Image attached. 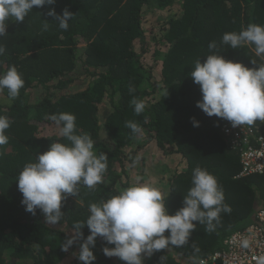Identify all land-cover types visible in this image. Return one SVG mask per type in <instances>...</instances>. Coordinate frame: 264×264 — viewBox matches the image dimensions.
Returning <instances> with one entry per match:
<instances>
[{
  "label": "trees",
  "instance_id": "obj_1",
  "mask_svg": "<svg viewBox=\"0 0 264 264\" xmlns=\"http://www.w3.org/2000/svg\"><path fill=\"white\" fill-rule=\"evenodd\" d=\"M53 7L57 14L62 15L65 8L73 13L68 30H61L54 17L47 15ZM166 8L181 14L168 17L154 40L158 49L153 55L161 59V65L159 79L153 80L152 68L142 59L150 45L142 23L146 10ZM43 20L50 23L47 31H42ZM250 23L264 25V0H56L55 5L34 7L24 22L9 21L8 34L0 38L5 47L0 74L15 66L25 84L15 100L8 98L7 90L0 93V115L12 121L6 130L9 142L0 148V264H61L73 253V263L83 264L77 258L83 239L67 252L60 246L75 234L77 222L86 221L90 204L136 181L131 173L142 157L138 155L135 162L137 152L125 149L139 136L154 142L160 155L179 158L180 166L167 175L169 214L183 206L192 170L198 166L217 178L224 202L231 207L230 213L220 214L214 231L194 222L196 229L187 244L156 252L146 264H161V256H165L163 264H196L221 248L232 230L243 227L263 205L264 176H239V155L222 131L226 120L209 117L196 106L201 92L190 72L197 59L203 63L212 54L208 49L212 41L217 43L214 51L227 60L249 68L255 67L251 60L264 63V54L256 56L254 46L231 49L221 44L224 33H238ZM78 60L90 80L83 89L73 90ZM130 85L134 93L129 92ZM34 88L44 93L33 103L30 91ZM134 96L146 103L140 115L131 104ZM103 103L108 110L100 115ZM61 112L75 115L76 134L90 135L97 155L105 153L108 160L103 182L95 189L81 184L78 195L62 202L60 222L49 225L39 210L36 215L25 211L16 178L51 143H69L51 130L55 123L47 118ZM192 118L199 127L193 126ZM127 121L137 123L141 132L132 133L125 126ZM160 166L168 168L162 161ZM136 175L143 176L140 166ZM81 231L85 239L90 234L87 225ZM105 246L112 245L97 237L93 264H114L117 257H106Z\"/></svg>",
  "mask_w": 264,
  "mask_h": 264
},
{
  "label": "clouds",
  "instance_id": "obj_2",
  "mask_svg": "<svg viewBox=\"0 0 264 264\" xmlns=\"http://www.w3.org/2000/svg\"><path fill=\"white\" fill-rule=\"evenodd\" d=\"M55 4L56 0H0V38L8 34L9 21L24 22L34 7ZM47 15L54 17L58 27L65 31L69 28V19L73 17L67 8L61 15L53 7ZM49 25L43 20L42 31H47ZM221 44L231 49L254 46L259 57L264 54V25L250 23L238 33L226 32ZM208 49L212 54L206 55L203 63L197 59L190 72L193 83L199 86L201 92L196 106L209 117L230 122L233 128L252 126L256 121L264 122V63L256 64L251 60L255 67L249 68L240 62L227 60L214 51L217 49L215 41L209 43ZM4 52L5 47L0 44V56ZM24 84L15 66L0 74V93L7 90L10 100L19 96ZM129 92L134 93L135 87L130 85ZM131 104L136 115L145 111L144 100L134 96ZM47 118L56 124L59 135L69 143H51L47 151L37 154L35 162L23 167L16 182L25 211L36 215L39 210L44 223L56 225L64 216L62 202L69 195H78L81 184L95 189L103 182L108 157L105 153L97 155L90 135L76 134L74 114L61 112L50 114ZM11 123L8 117L0 115V148L9 142L6 130ZM192 123L194 127H199L195 118H192ZM125 126L134 134L141 132L140 126L133 121H127ZM169 193L170 190L164 192L152 183L137 178L108 199L90 204L88 218L74 225L75 234L63 241L61 250L67 252L74 243L83 239L77 258L83 264H93L96 257L92 248L100 237L107 245L114 246L103 247L106 257H117L125 264H144V259L151 258L156 252L187 244L196 229L194 222L206 225V230L212 232L220 222V214L231 212V207L224 202V193L217 178L199 166L192 170L191 187L183 196V206L175 214H169L165 204V196L168 197ZM85 225L90 231L86 239L81 231ZM248 246V240H244L243 247ZM164 260L165 256H161V264ZM257 264H264V256L257 258Z\"/></svg>",
  "mask_w": 264,
  "mask_h": 264
},
{
  "label": "built area",
  "instance_id": "obj_3",
  "mask_svg": "<svg viewBox=\"0 0 264 264\" xmlns=\"http://www.w3.org/2000/svg\"><path fill=\"white\" fill-rule=\"evenodd\" d=\"M222 131L228 137L230 148L239 155V176H264V122L233 128L226 121ZM244 240L249 242L247 248L243 247ZM261 256H264V205L244 227L230 232L221 248L196 264H257V258Z\"/></svg>",
  "mask_w": 264,
  "mask_h": 264
},
{
  "label": "rangeland",
  "instance_id": "obj_4",
  "mask_svg": "<svg viewBox=\"0 0 264 264\" xmlns=\"http://www.w3.org/2000/svg\"><path fill=\"white\" fill-rule=\"evenodd\" d=\"M146 19L142 23L143 30L146 32V36L150 40L149 50L146 52L143 56V61H145L147 66H150L153 70V80H158V71L161 65V59L157 58L153 55V52L158 49V46L154 44V40L159 38L160 34L162 33V23L168 18V17H174L175 15L179 16L181 13L180 11L173 9H164V10H146ZM175 13V14H174ZM155 36V37H154ZM81 46V45H80ZM165 48H160V52H164ZM82 47L79 48V54L81 55ZM77 66L74 69V73L76 75V81L73 83L72 86L73 90H80L87 86L90 77L86 75V71L83 68L81 64V60L77 61ZM43 90L41 88H34L30 91V100L31 102H37L43 95ZM108 106L106 103H103L100 105V115H103L107 112ZM52 131L59 132L58 127L56 124L52 125L51 127ZM142 147V148H139ZM126 153H133L137 152L135 155L136 161L138 158V155L142 157L143 161L138 162L136 170L133 168L131 176L132 178L135 177L139 178L136 173L139 169V166L141 170L143 171V176L140 177L142 182H149L155 185L156 187L160 188L162 191H168L169 185L167 181V175L171 174L173 171H175V168H177L179 163V158L176 156H163L160 155L161 152L158 151V148L154 144V142H149L145 139L144 136H139L136 138L132 145L130 147L125 149ZM141 159V158H139ZM165 162L167 164V170H163L160 166V162ZM74 253L70 256L66 257L61 264H74ZM148 262V258L144 259V264ZM114 264H125V262L121 261L119 258H117L114 262Z\"/></svg>",
  "mask_w": 264,
  "mask_h": 264
},
{
  "label": "crops",
  "instance_id": "obj_5",
  "mask_svg": "<svg viewBox=\"0 0 264 264\" xmlns=\"http://www.w3.org/2000/svg\"><path fill=\"white\" fill-rule=\"evenodd\" d=\"M165 192H168V191H165Z\"/></svg>",
  "mask_w": 264,
  "mask_h": 264
}]
</instances>
